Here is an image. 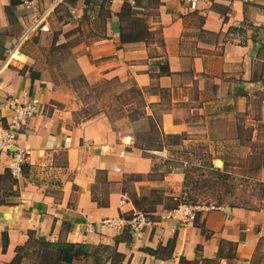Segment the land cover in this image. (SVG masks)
I'll return each mask as SVG.
<instances>
[{"label":"crops","instance_id":"0c3cea01","mask_svg":"<svg viewBox=\"0 0 264 264\" xmlns=\"http://www.w3.org/2000/svg\"><path fill=\"white\" fill-rule=\"evenodd\" d=\"M54 1L0 0V116L11 121L16 102L38 101L16 146L0 150V264L18 254L21 264H57L59 241L109 245L122 257L108 264H264V208L219 205L195 221L167 217L185 182L183 169H168L171 149L136 146L106 114L75 124L67 111L47 113L58 97L29 49L74 42L80 73L133 81L152 105L146 115H161L167 140L209 138L211 121L247 115L252 101L264 121V0H60L50 31L24 36L35 8ZM125 2L159 39L120 40ZM167 62L170 73L162 72ZM16 148L27 157L14 175ZM142 209L150 224L141 232L102 222Z\"/></svg>","mask_w":264,"mask_h":264},{"label":"rangeland","instance_id":"374dc122","mask_svg":"<svg viewBox=\"0 0 264 264\" xmlns=\"http://www.w3.org/2000/svg\"><path fill=\"white\" fill-rule=\"evenodd\" d=\"M73 43L63 47H46V43L40 47L29 45V49L39 56L44 74L58 97L47 104L46 112L54 109L67 111L72 114L75 124L106 114L117 131L132 134L136 146L146 145L145 138L154 133L149 131L147 121H133L131 118L136 108L134 82L122 83L117 78L90 81L82 77L70 50ZM154 48L152 53L160 54ZM250 103L254 108L249 110L248 116L240 113L231 121H211L208 124L209 138L176 141L159 135L158 142H150V147H158L159 141L166 139L165 146L171 149L170 158L175 159L171 166L186 169L194 179L186 192L183 189L184 203L264 208V187L259 183L264 180V121H258V102ZM254 128L257 129L256 134ZM181 164H186V167L182 168ZM210 164L221 168V172L209 169ZM259 165L261 168L257 169ZM193 200L197 202L192 203ZM95 251L97 257L76 263L108 264L115 260L110 249L91 248L92 253ZM98 257L101 261L96 260Z\"/></svg>","mask_w":264,"mask_h":264},{"label":"built area","instance_id":"2783aa9c","mask_svg":"<svg viewBox=\"0 0 264 264\" xmlns=\"http://www.w3.org/2000/svg\"><path fill=\"white\" fill-rule=\"evenodd\" d=\"M113 1V0H110ZM60 0H55L52 7L45 10H37L36 16L28 26L24 36L37 31H50L49 18L59 4ZM23 5L30 7L33 5L32 0H24ZM193 5H196V0H193ZM23 96L27 97L28 93L24 92ZM38 111V101L33 98H28L26 101L15 103V113L11 121H6L0 116V150L10 151L17 144V139L20 129L27 123L28 119ZM13 153L14 162L11 166V171L15 175L21 171L26 161L27 152L22 148H16ZM124 202V200H122ZM215 204H190L182 203L178 207L167 212V217L177 218L179 220L189 222L195 221L198 213L204 210L217 208ZM102 222L113 229H123L128 227L135 232H141L150 224V212L134 211L130 215H120L118 217H106Z\"/></svg>","mask_w":264,"mask_h":264},{"label":"trees","instance_id":"16d2710c","mask_svg":"<svg viewBox=\"0 0 264 264\" xmlns=\"http://www.w3.org/2000/svg\"><path fill=\"white\" fill-rule=\"evenodd\" d=\"M137 2L140 3L139 0H136V3ZM123 12H124V14L126 13L128 16L124 20L125 22H124V25L122 26V29H121L120 40L122 42H132V41H142V40L148 41L157 35V33H155L154 31L149 29L146 21H144V19L142 17H140L136 12H134L131 3H129V2L124 3ZM128 18H129V21L126 22ZM63 46H68V45L62 44V47ZM162 72L170 73L168 62L166 63V66H162ZM35 75H39V74L36 73ZM81 76L86 77L82 73H81ZM140 92H141V88L135 84L136 108H135L131 117H132L133 121H136V120L141 121L142 118H145L144 120L148 122L149 131L153 132L154 134L151 137H150V135H148L145 138V142H147V144L146 145L140 144V147H142L144 149H151L150 142L154 143V144L156 142H158L159 135H162L163 138H166V139H167V136L164 134V132L162 130V117H161V115H156V114H154L152 116L146 115V111H145L146 106L149 105L152 107V105L147 104L146 100L141 97ZM169 138L177 141L181 138V136H169ZM165 140L161 139L159 141L160 146H158V149H161V150L164 149ZM172 162H174V161H171V162L168 161L167 163L172 164ZM174 167H176V166L174 165L173 167H169L168 168L169 171H172L174 169ZM208 168L209 169L211 168L213 171H216V172H221V170H222L221 168L216 167L214 164H210ZM260 168H261V165H259L257 169H260ZM183 172L185 173V182H184V190L185 191L184 192H186L188 184L190 182H192L194 179H192L191 175H189V173L186 169H183ZM259 183L264 187V182L259 181ZM185 199L186 198H185V196H183V194L178 198L171 197L169 207L174 209V208L178 207L180 204L186 202ZM196 202H197L196 200H193L192 203H196ZM139 211L149 212L150 210L142 209ZM46 245L52 246L54 244H52L50 242H46ZM55 247L58 250L57 264H77L76 261L81 260V259L87 260L91 257H94V256H96V252H97V251H95L94 253H92L91 248L87 244L74 243V242H69V241H59V242H57V244H55ZM98 247L104 248L106 250L110 249L112 252H114V255L116 257H122V255L120 253H117L114 250V248H111V246H109V245H100ZM98 259H99V257L96 258V260H98ZM21 261H22V256L20 254H18V256L10 264H21Z\"/></svg>","mask_w":264,"mask_h":264},{"label":"water","instance_id":"95a60500","mask_svg":"<svg viewBox=\"0 0 264 264\" xmlns=\"http://www.w3.org/2000/svg\"><path fill=\"white\" fill-rule=\"evenodd\" d=\"M217 163L219 164V161Z\"/></svg>","mask_w":264,"mask_h":264},{"label":"bare ground","instance_id":"6f19581e","mask_svg":"<svg viewBox=\"0 0 264 264\" xmlns=\"http://www.w3.org/2000/svg\"><path fill=\"white\" fill-rule=\"evenodd\" d=\"M128 139V138H127Z\"/></svg>","mask_w":264,"mask_h":264}]
</instances>
